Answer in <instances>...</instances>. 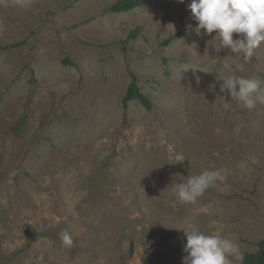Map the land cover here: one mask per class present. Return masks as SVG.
Segmentation results:
<instances>
[{"label":"rangeland","instance_id":"374dc122","mask_svg":"<svg viewBox=\"0 0 264 264\" xmlns=\"http://www.w3.org/2000/svg\"><path fill=\"white\" fill-rule=\"evenodd\" d=\"M115 2L0 0V264H182L192 227L256 252L264 103L221 92L219 70L264 79V42L241 67L190 0ZM133 80L150 108L123 102ZM204 169L226 182L181 203Z\"/></svg>","mask_w":264,"mask_h":264},{"label":"clouds","instance_id":"9594fccd","mask_svg":"<svg viewBox=\"0 0 264 264\" xmlns=\"http://www.w3.org/2000/svg\"><path fill=\"white\" fill-rule=\"evenodd\" d=\"M177 2L184 3V0ZM187 7L192 19L197 22V34L201 29L205 34L215 30L219 40L217 51L230 48L241 60V67L250 63L255 50L264 42V0H190ZM233 33L238 34L235 39ZM225 71H232L228 62L219 70L221 92L227 91L249 110L254 109L257 102L264 103V79L258 75H224ZM226 180L227 170L204 169L199 174L180 180L172 191L181 203H194L208 188L219 187ZM183 230L186 236L183 251L186 255L182 256V264H233V260L243 261L239 245L219 231L205 233L196 227ZM60 240L66 248L74 245V237L68 230L60 233Z\"/></svg>","mask_w":264,"mask_h":264},{"label":"trees","instance_id":"16d2710c","mask_svg":"<svg viewBox=\"0 0 264 264\" xmlns=\"http://www.w3.org/2000/svg\"><path fill=\"white\" fill-rule=\"evenodd\" d=\"M144 0H116V2L110 6L113 12H127L133 8L143 5ZM138 100L142 105L150 108V101L142 94L133 80L123 97V102L127 103L130 100ZM242 264H264V240L258 243V250L256 252L245 253Z\"/></svg>","mask_w":264,"mask_h":264}]
</instances>
